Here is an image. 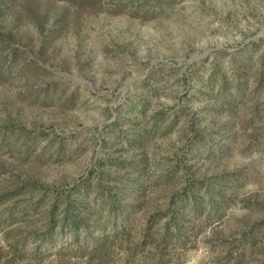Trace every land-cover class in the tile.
<instances>
[{"label": "rangeland", "instance_id": "1", "mask_svg": "<svg viewBox=\"0 0 264 264\" xmlns=\"http://www.w3.org/2000/svg\"><path fill=\"white\" fill-rule=\"evenodd\" d=\"M0 264H264V0H0Z\"/></svg>", "mask_w": 264, "mask_h": 264}]
</instances>
